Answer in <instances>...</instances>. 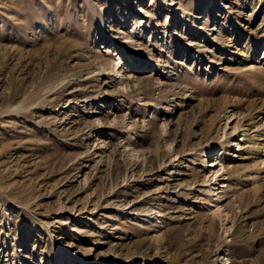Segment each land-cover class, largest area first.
I'll return each mask as SVG.
<instances>
[{"label":"rangeland","instance_id":"rangeland-1","mask_svg":"<svg viewBox=\"0 0 264 264\" xmlns=\"http://www.w3.org/2000/svg\"><path fill=\"white\" fill-rule=\"evenodd\" d=\"M262 92L264 0H0V264H264Z\"/></svg>","mask_w":264,"mask_h":264},{"label":"bare ground","instance_id":"bare-ground-1","mask_svg":"<svg viewBox=\"0 0 264 264\" xmlns=\"http://www.w3.org/2000/svg\"><path fill=\"white\" fill-rule=\"evenodd\" d=\"M201 18V17H200ZM239 27V26H238ZM209 32V31H208ZM203 33L205 34V35H208L205 31H203ZM230 35H228V37H229ZM227 41H229L230 42V40H229V38L228 39H218V40H216V41H214L215 42V45L218 47V49L220 50V49H222L223 51L222 52H224V53H226V50L228 49V46L230 45H228V46H226L227 44H225V42H227ZM221 53V52H220ZM235 56H237V57H239L240 56V62H239V64H241V65H246V66H248V65H250L251 63H252V60H253V58H254V56H255V54L253 53V55L251 54V55H249L248 56V59L246 60L245 58H243L242 57V55L241 54H238V53H236L235 54ZM231 60V59H230ZM128 61H130V59L125 55L124 56V60L122 61V62H118L116 65L118 66V70H116V73H114V79H117V78H121L122 76H123V73L121 74V70L123 69V68H126V67H131L133 64H131V63H129ZM138 63H140V62H138ZM137 64V63H136ZM245 66V67H246ZM138 67H146V64H143L142 63V65H139ZM138 67L137 66H133V69H138ZM159 70V69H158ZM168 73V72H167ZM167 73L165 74L166 76H167ZM173 75V74H172ZM118 76V77H117ZM174 76V75H173ZM263 93V92H262ZM262 97H264V93H263V95H262ZM259 117H260V119H259V139H258V141H256V140H252V141H256V142H259V148H257L256 150L255 149H253V145L252 146H249L248 144H247V146L245 147V146H239V148H240V150H238V155L236 156V159H238L239 158V156H240V154H241V151H242V153H244L243 154V156H241V158H240V160L241 161H244V162H248V161H250V160H253V158H252V156L254 155L255 157H254V159H257V158H259V159H261V155H262V157H264V99L262 98V101H261V105L259 106ZM245 137H247V140L246 141H251V138L249 137V136H247V135H245ZM249 137V138H248ZM234 142H236V141H234ZM249 143H251V142H249ZM246 144V143H245ZM236 146V145H235ZM233 147V146H232ZM242 147V148H241ZM228 149H230V151L231 150H233L231 153H229L230 154V160L231 159H233V158H231V157H233V154H234V148H231V144H230V147H227ZM238 148V147H237ZM236 148V149H237ZM235 149V150H236ZM225 151V150H224ZM229 151V150H228ZM237 153V152H236ZM227 154V153H226ZM221 155H222V151H221ZM225 155V154H224ZM234 160V159H233ZM214 162H212V164H213ZM264 165V158H262V160H260V162H259V165ZM200 166V165H199ZM185 167H187V166H183V168H185ZM223 169H224V167H222L221 165H220V168H219V171L217 172V175L218 174H220V172H222L223 171ZM248 169V168H247ZM261 169H262V167H261ZM177 171V170H176ZM179 173V172H178ZM158 215V214H157ZM155 216H156V214H155Z\"/></svg>","mask_w":264,"mask_h":264}]
</instances>
